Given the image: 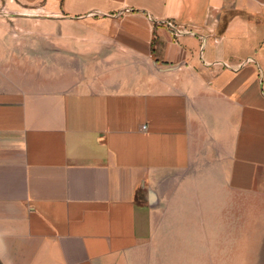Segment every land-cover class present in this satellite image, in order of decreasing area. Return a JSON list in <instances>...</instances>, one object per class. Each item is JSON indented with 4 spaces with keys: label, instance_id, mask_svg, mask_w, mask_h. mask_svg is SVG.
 I'll return each mask as SVG.
<instances>
[{
    "label": "crops",
    "instance_id": "crops-1",
    "mask_svg": "<svg viewBox=\"0 0 264 264\" xmlns=\"http://www.w3.org/2000/svg\"><path fill=\"white\" fill-rule=\"evenodd\" d=\"M0 2L43 18L0 21V264H147L201 173L264 189V0Z\"/></svg>",
    "mask_w": 264,
    "mask_h": 264
},
{
    "label": "rangeland",
    "instance_id": "rangeland-1",
    "mask_svg": "<svg viewBox=\"0 0 264 264\" xmlns=\"http://www.w3.org/2000/svg\"><path fill=\"white\" fill-rule=\"evenodd\" d=\"M12 4L0 2L7 36L28 33L20 21L43 20ZM199 177L201 188L188 199L184 214L157 224L147 264H264V189L238 190L208 173Z\"/></svg>",
    "mask_w": 264,
    "mask_h": 264
},
{
    "label": "built area",
    "instance_id": "built-area-1",
    "mask_svg": "<svg viewBox=\"0 0 264 264\" xmlns=\"http://www.w3.org/2000/svg\"><path fill=\"white\" fill-rule=\"evenodd\" d=\"M163 25L167 27L175 35V37L179 36V32L173 21H165L163 22ZM143 129H146V126H144Z\"/></svg>",
    "mask_w": 264,
    "mask_h": 264
}]
</instances>
